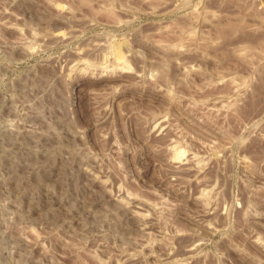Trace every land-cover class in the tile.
Wrapping results in <instances>:
<instances>
[{"label":"rangeland","instance_id":"rangeland-1","mask_svg":"<svg viewBox=\"0 0 264 264\" xmlns=\"http://www.w3.org/2000/svg\"><path fill=\"white\" fill-rule=\"evenodd\" d=\"M0 264H264V0H0Z\"/></svg>","mask_w":264,"mask_h":264},{"label":"bare ground","instance_id":"bare-ground-1","mask_svg":"<svg viewBox=\"0 0 264 264\" xmlns=\"http://www.w3.org/2000/svg\"><path fill=\"white\" fill-rule=\"evenodd\" d=\"M58 35H60V34H58Z\"/></svg>","mask_w":264,"mask_h":264}]
</instances>
